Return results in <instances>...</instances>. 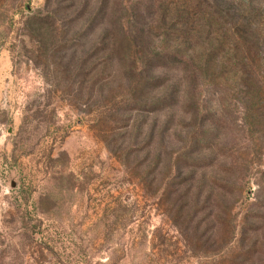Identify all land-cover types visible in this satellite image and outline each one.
Returning a JSON list of instances; mask_svg holds the SVG:
<instances>
[{"label": "rangeland", "instance_id": "374dc122", "mask_svg": "<svg viewBox=\"0 0 264 264\" xmlns=\"http://www.w3.org/2000/svg\"><path fill=\"white\" fill-rule=\"evenodd\" d=\"M0 264H264V0H0Z\"/></svg>", "mask_w": 264, "mask_h": 264}, {"label": "trees", "instance_id": "16d2710c", "mask_svg": "<svg viewBox=\"0 0 264 264\" xmlns=\"http://www.w3.org/2000/svg\"><path fill=\"white\" fill-rule=\"evenodd\" d=\"M244 13L245 14H242V18L244 19V20H246V18H247V16H248V18H247V20H246V23H247V26H248V28H249V30H251V26H252V21H251V18L249 17V14H252V12H251V10L250 9H247L246 11H244ZM253 36V35H252Z\"/></svg>", "mask_w": 264, "mask_h": 264}]
</instances>
